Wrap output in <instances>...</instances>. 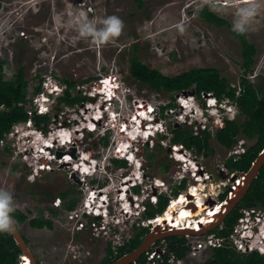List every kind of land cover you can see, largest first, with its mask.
Segmentation results:
<instances>
[{
	"label": "rangeland",
	"instance_id": "374dc122",
	"mask_svg": "<svg viewBox=\"0 0 264 264\" xmlns=\"http://www.w3.org/2000/svg\"><path fill=\"white\" fill-rule=\"evenodd\" d=\"M4 1L5 4L11 3ZM18 1L24 3L26 0ZM87 1L94 7L96 20L91 23L96 28L104 27L103 20L109 16H116L123 22L120 35L111 42L101 44L90 36L80 35L81 24L72 22L73 6L70 0H35L32 4L18 5V9H23L20 19L0 39L3 74L9 79L19 67L23 68L29 82V107L39 113L36 104L41 103V99L33 95V88L39 82L46 93L50 91L48 81L52 87L57 85L56 95L45 103L47 112L53 118L47 131L40 130L41 134L32 125L17 124L0 144V189L12 194L16 212L24 213L28 219L39 217L52 222L51 228L42 229L30 228L28 219L17 224L37 264H99L109 243L114 250L136 234L138 229L135 227H146L148 232L152 230L136 217L134 204H138L139 200L152 203V196L159 194L153 195V181L165 183L162 188L167 184L171 190L183 176L186 177V188L189 184L198 186L201 183H195L196 179L191 180L189 171L183 173L182 165L175 159L176 153L187 154L191 158L195 153L198 167H202L211 179V183L202 184L201 194L209 192L211 188L215 191L220 189L221 193L227 192V186L230 188L223 174L226 173L224 164L227 156L233 148L229 151L219 145L215 141V131L216 124L222 121L220 116L236 118L234 108L229 113L225 111L219 115L205 107L207 95L196 98L190 93L185 96L178 94L172 100L165 91H153L130 76L129 58L135 55L142 63L166 76L178 75L192 68H215L231 85H237L242 72L240 42L232 37L226 27L204 22L199 13L209 3V11L232 26L238 10L248 1L143 0L144 9H138L134 0ZM255 2L257 12L246 31L248 41L257 49L252 75L249 76L252 82L264 77V0ZM2 15L3 11H0ZM21 31L25 36H20ZM134 43L137 45L136 51L131 49ZM68 77L76 83L88 81L78 91L80 98H86L85 102L74 107L60 105L57 108L55 97L60 95L63 86L60 80ZM104 78L113 84L111 92L117 89L115 97L109 94L112 97L110 102H105V96L100 94L103 91L101 79ZM179 102L187 107L182 108ZM162 107L164 112L161 114ZM137 113L161 124L168 131L166 138L160 142L157 135L148 142L145 138H137L138 142L130 141L128 136L139 137L152 126L142 120L140 123L145 122L147 128L144 129L142 125L136 129L137 125L131 124L130 119ZM239 121L242 122V117H239ZM181 125L190 126L200 134L210 132L209 151L197 154L180 145L174 146L170 142L173 136L171 130ZM93 127L95 131H90ZM253 142L240 139L234 146V154L242 153V143L250 146ZM127 145L130 148L136 145L137 164L141 166L137 171L142 182L137 194L138 202L132 203L129 214L121 213L119 205H112L110 218H105H108V223L112 221L113 226L108 228L105 225L103 228L90 217L82 215L88 210L83 205L90 202L91 198L87 196L92 195L91 187L104 191L111 201V196L117 200L118 188L126 187L122 181L128 178L135 181L132 173L136 171L132 167L121 168L113 163V160H124ZM174 148L179 150L175 152ZM58 154L61 156L58 157ZM84 155L90 159L87 173L81 171L83 167L80 166V156ZM64 160L73 164L67 166ZM164 164L169 165L166 172L162 167ZM237 175L234 173V183ZM220 182L222 185L227 183L226 187L221 185L216 189ZM65 191H70L69 198L75 200V206L70 211L59 197ZM100 194L104 197L103 193ZM130 194L136 193L131 191ZM118 195L123 193L120 191ZM57 199H60V204L55 207ZM128 200L130 204L132 199L128 197ZM98 208L102 210L105 204L101 203ZM255 210L257 213L264 212ZM244 211L243 215H246ZM81 222L83 228L80 231L78 225ZM196 236L202 235H188L186 240H198ZM204 255L207 259L210 251ZM200 260L188 263L202 264Z\"/></svg>",
	"mask_w": 264,
	"mask_h": 264
},
{
	"label": "trees",
	"instance_id": "16d2710c",
	"mask_svg": "<svg viewBox=\"0 0 264 264\" xmlns=\"http://www.w3.org/2000/svg\"><path fill=\"white\" fill-rule=\"evenodd\" d=\"M134 2L138 9L145 8L143 0H134ZM209 7L210 4L208 3L200 9L199 16L201 19L217 27H226L232 37L240 42L242 72L237 85H231L215 68H192L178 75L166 76L157 69L150 68L147 64L142 63L135 55L129 58V74L134 80L146 85L153 91L169 93L172 100H175V95L183 92H193L196 98L209 95L218 101L227 100L234 104L237 108L236 118H223L219 124H216L215 141L224 149L230 150L240 139L253 140L254 142L250 146L243 144L244 152L241 157H230L225 162L230 170H234V173L246 172L264 148V77L257 82H252L249 79V76L252 75V66L257 53L255 45L248 41L246 33L243 35L235 33L230 23L210 12ZM131 49L136 51L137 45L134 43ZM3 66L4 61H0V144L17 124L30 122L37 130L46 132L53 118L50 112L38 113L28 106L31 103V100L28 101L27 99L29 82L25 78L23 68L19 67L12 77L7 79L3 74ZM60 82L63 89L61 95L56 97L57 108L60 105L62 107H74L85 102L86 98H80L78 91L88 81L76 83L68 77L60 80ZM42 91L41 82H39L33 88V95L35 96ZM163 112L162 107L161 114ZM239 117H242V122L239 121ZM171 132L173 136L170 142L173 145H180L188 150L195 151L197 154H201L205 150L209 151L210 132L204 131L203 134H200L186 125L174 128ZM159 137L160 142L166 138L162 135H159ZM103 144L106 145V142L104 141ZM157 145L159 146V144ZM113 163L121 168L127 167L124 160H113ZM162 167L166 172L169 165L164 164ZM185 188L186 181L182 180L175 186L173 194L176 195ZM134 191L138 193V188H135ZM70 193V191H65L59 195L68 211L75 206V200L69 198ZM220 198L222 199L223 195ZM167 204L168 198L164 195L157 197L156 205L147 202L141 219L149 220L162 214ZM255 208L264 211V166L242 201L224 219L221 226L216 227L209 234L226 239L231 234L237 220L242 216V211ZM53 212L55 213V211ZM12 216L16 225L28 219L24 213L16 211L12 213ZM28 225L34 229L51 228L52 222L45 218L35 217L28 219ZM135 228L138 229L136 234L116 246L114 250L109 243L106 246L105 256L99 264H112L119 257L136 249L140 245L143 236L148 233V228L139 226ZM25 241L28 243L26 239ZM164 244L167 253L175 255L178 259L185 258L189 250L186 238L181 236L168 237L164 239ZM21 257L22 252L16 246L12 236L6 231L0 232V264H20ZM144 257L145 255L138 259L136 263H143ZM203 264H264V255L258 252L242 254L224 241L223 245L212 249V254Z\"/></svg>",
	"mask_w": 264,
	"mask_h": 264
},
{
	"label": "clouds",
	"instance_id": "9594fccd",
	"mask_svg": "<svg viewBox=\"0 0 264 264\" xmlns=\"http://www.w3.org/2000/svg\"><path fill=\"white\" fill-rule=\"evenodd\" d=\"M256 12H257V4H256L255 0H248L247 5L244 7H241L237 12L236 18L233 19L232 30L235 33H237L238 35L245 34L246 31L248 30V27H249L252 19L255 17ZM103 25H104V27L98 29V28H96L95 25H93L90 22L82 23L80 28H79L80 35L82 37L90 36L95 42L101 43V44L105 43V42H111L115 37L120 35L121 29L123 26V22L116 16H109L103 20ZM101 83L102 84L100 86L102 87L103 91L100 94H103L105 96V102H110L112 97L109 94H112L113 97H115L117 89L115 88V91L111 92V90L114 89V86H113V84H109L107 78L101 79ZM48 86L49 87H47V88H50L49 93L42 91L41 93L36 94V96L41 99V103L36 104L38 106L37 110L39 111V113H42V114L48 113L45 103L49 102V100L53 98L52 95H54V94L56 95V92H57V89H56L57 85H54V87H52L51 83H49ZM62 89H63V87H61V89L59 91L60 95L62 93ZM188 93H190V92H188ZM60 95H58V96H60ZM182 95H183V93H182ZM58 96H56V97H58ZM56 97H55V99H56ZM206 97H208L205 100V107L206 108H209L210 110H215L216 112L219 113V115L225 113V111L227 113H229L232 111L231 109L234 108V111H236V115H237V108L231 102H229L227 100L218 101L216 98H213L212 96H209V95H207ZM184 98H186V97H184ZM188 98H191V97H188ZM179 104L181 105L182 108L187 107V106H184L183 104H181L180 102H179ZM143 115H146V114H143ZM220 117H221V119L224 118L222 116H220ZM142 120L146 121V123L149 122V124L152 126L150 127V129L146 133L142 134L139 137L132 138V137L128 136L127 138L130 141L135 142L137 138H139V140L140 139L142 140L143 138H145V140L148 142V141H152L153 138H156L157 135H162V136L166 137V133L168 131L165 128H163L161 126V124L156 122V120H153L148 116L142 117L139 115V113L133 115L130 119V121H132L134 124H136L138 126V128H140L143 125V127L145 126L144 129H146L147 128L146 123L145 122H143L142 124L140 123V121H142ZM25 124L26 125H32L30 122H25ZM90 131H95V128L93 127V129ZM142 131H144V130H142ZM40 133H41V131H40ZM130 141H128V142L130 143ZM136 142H138V141H136ZM243 143H244V141H243ZM243 143H242V145H243ZM174 146H176V145H174ZM45 147L48 148L49 146L45 145ZM125 148L129 149L130 147H129V145H127V146H125ZM174 149H175L174 150L175 152H177L179 150V148H177V149L174 148ZM135 154H136V145L131 146V148L129 150L124 152V161H126L127 166L133 167L134 170L137 172V171H140L141 166L139 164H137L138 159H137V156ZM241 154H243V153H241ZM181 156H183V157L179 158V159H178V157L175 158L176 161L182 165L183 169H181V170L183 171V173H186V174L189 171L191 179H193V180L196 179V181H197L200 178V176H197V174H196L198 171V164L196 162L195 153H193L192 158L190 156H188L187 154L185 156L182 154ZM83 160H88V163L85 164L86 166L90 164V159L87 156H85V155L82 156L80 161L83 163ZM82 163L80 165L81 167H82ZM185 178L186 177L183 176L181 178V181L184 180ZM174 180L175 179L173 178V181ZM138 183L142 184V182L140 180L138 181ZM152 184H153V189H156L155 187H157V186L155 185V181H153ZM162 184H165V183H162ZM162 184L160 186H162ZM165 186L167 188H169V186L167 184ZM157 188H158V191L159 190H165L164 189L165 187H163V188L157 187ZM174 188H173V190H174ZM173 190H172V193H174ZM183 191L184 190L180 191L176 195L173 194L172 195V201L174 199H177L179 194H181ZM161 195H164L168 198V204H169V201L171 198L167 195V193L165 191H162L160 194L156 195L155 197L152 196V199H154V200L150 199L153 205H156L157 197L161 196ZM175 196H176V198H175ZM87 197L91 198L90 202L84 204L83 206H86V208L89 211L85 210L82 213V215L85 218L90 217L91 220L93 219V222L100 224V226L103 228H105V225L108 228L112 227L113 226L112 221L108 223L107 222L108 218H105L106 216H108V217L110 216L109 210H107V206L105 205V208H103L102 210L98 208V206L101 203L105 204L104 203L105 198L100 196L101 197V199H100V197H98L96 193H92V195H88ZM131 199L132 200H131V203L129 204L128 210H125L126 213L128 212V214L130 213V211H129L130 208H132V206H133L132 203L134 201L138 202V195L137 194L132 195ZM57 200H58V202H55V203H57V205L54 203L55 207H58L60 204V199H57ZM96 201H98V202L96 203ZM147 202L148 201L144 202L143 200H139L138 204H134V208H135V212H136L135 215L137 218L141 219V215L144 211V207H145V204ZM125 203H126V201L123 204H125ZM168 204H167V206H168ZM176 204L178 207L182 206V205H179L178 202ZM175 207H174V212L176 213ZM122 208H123V206H122ZM190 210H192V209H190ZM251 210L253 212L252 211L250 212V210L246 209V211H248V213L245 216L243 215V212H242V216L237 220L236 224L233 226L231 234L226 239L225 238L222 239V245H223V242L225 241L231 248L235 249L237 252H240L242 254H249L252 252H258L259 254L264 255V217L261 220L256 221L255 212H257V211L255 209H251ZM14 211H15V206L13 203L12 194L7 190L0 189V232L11 230V227L14 223V217L12 216V213ZM164 211L162 212V214L159 215L160 217L164 216L163 215ZM261 214L264 216V212ZM199 217L200 216L197 217V220L199 219ZM149 220H151V219H149ZM142 221H143L142 223H145L147 220H142ZM114 224L116 225L117 221H115ZM182 226L183 227L176 228V229H185L186 226L185 225H182ZM194 226L195 225L191 224V228ZM80 231H81V229H80ZM208 233H210V232H208ZM210 235H213L214 237H216L214 234H202V236H210ZM181 237H185L186 239L188 238V236H181ZM216 238L221 239L218 237H216ZM237 241L242 242L246 251H243V252L239 251V249L237 248V243H236ZM161 242H164V241H161ZM156 243H160V241H157ZM168 254L169 253H167L166 255H168ZM211 254H212V250L210 251V255ZM22 256H23V254H22Z\"/></svg>",
	"mask_w": 264,
	"mask_h": 264
},
{
	"label": "built area",
	"instance_id": "2783aa9c",
	"mask_svg": "<svg viewBox=\"0 0 264 264\" xmlns=\"http://www.w3.org/2000/svg\"><path fill=\"white\" fill-rule=\"evenodd\" d=\"M9 1H11V3L5 4L6 1L0 0V6H1L0 11H3V15L0 16V39L2 38V36L6 32V30H8L18 19H20L19 17H21V15L23 13V9H18L17 6L18 5L32 4V3H34L35 0H30V1L26 0L24 3L20 2L18 0H9ZM70 1L72 3V6H73V11H72L73 20H72V22L74 24H82L85 22L91 23L94 19L96 20V14H94V7L92 4L88 3L87 0H70ZM20 36L21 37L25 36L23 31L20 32ZM44 37L46 38L47 36H44ZM44 39L43 40L41 39L42 42L45 41ZM49 83L50 82L48 81V84ZM48 84H47V86H48ZM243 151H242V153H243ZM231 153L233 154V156H232L233 158L238 157L241 154V153L234 154V148L232 149ZM155 185L157 187H162V186H160L161 183H159V182H155ZM164 187H165L164 188L165 190H159L158 193L160 194L162 191H165L171 199H170L169 204L166 207L163 215H166V214L169 215V220H167L166 222L168 223V225H173V228H174V226H176V221H175V219H170V218L172 217V213L174 212V205L178 201H172V195H173L172 190L167 188L166 186H164ZM230 187H233V182L231 183ZM227 194H229V191ZM180 196L181 195H179L178 197H180ZM210 197L214 199V205H212V206H210L209 204L204 205L206 207L207 213H210V211H212L213 209H215L217 206H219L221 204V201H218L215 198V196L211 195L210 193H206L205 197L202 198V200L206 201ZM55 204L57 205V203H55ZM184 204H186V200L184 201ZM179 205H183V203H179ZM176 207H178V206H176ZM251 211L252 210H250V212ZM244 212H246V214L248 213V211H244ZM257 212H255V214H256L255 219H256V221H259L264 216L261 213H257ZM161 219H162V217H160L159 215H156L153 219L147 220L145 222V225H147L148 227H151L150 229H152L158 223H160ZM78 226H80V227H78L79 229H82L83 228L82 222L79 223ZM185 226H188V224H185ZM180 227H183V226L179 225V226H176L175 228H180ZM79 229H77V230H79ZM196 237L198 240L189 241V239H188L186 241L187 244L189 245V250H188L185 258H183V259H178L175 257V255H173L171 253L166 255L167 254V248H166L165 244H163V242H160V243L153 244L143 254V255H145V257H144V262L141 264H189L188 263L189 261L197 260L200 258H201V260L199 263L202 262V264H203V262L205 260L204 259L205 258L204 253L206 251H211L212 248H214V247L221 246L222 245V239H217L213 235L196 236ZM236 243H237V248L239 249V251H241V252L246 251L242 242L237 241ZM22 258H23V256L21 257L20 264H25L26 262ZM132 264H137V263L134 262Z\"/></svg>",
	"mask_w": 264,
	"mask_h": 264
},
{
	"label": "water",
	"instance_id": "95a60500",
	"mask_svg": "<svg viewBox=\"0 0 264 264\" xmlns=\"http://www.w3.org/2000/svg\"><path fill=\"white\" fill-rule=\"evenodd\" d=\"M188 92H183V95H186ZM193 95V92H190ZM61 155L58 154V157ZM242 154L239 155L241 157ZM264 166V148L258 154L257 158L253 161L250 168L246 172L237 173V178L234 183V176L232 177L233 187L229 188V194L221 201L219 207L221 208L219 213L216 216V219L213 220L212 212L207 213L206 210H203L199 218H204V223L199 224V228L196 230L192 229H176L168 226V223L162 221L158 223L155 227L152 228L147 234H145L141 240L140 245L133 251L124 254L115 260L112 264H132L136 262L157 240L166 239L171 236H190V235H202L208 232L213 231L214 227L221 225L224 219L232 212V210L242 201L249 188L251 187L253 181L257 178L260 173V170ZM238 180V181H237ZM187 197V194H186ZM189 197V196H188ZM210 206L214 205V202L207 203ZM195 210V207L192 206V211ZM176 216V213H172V217ZM199 220V219H198ZM210 221V222H209ZM9 233L15 241L16 246L23 254V260L26 257L29 261V264H37V260L33 252L29 249L28 244L18 230L16 223L14 222L11 230L6 231ZM26 262V260H24Z\"/></svg>",
	"mask_w": 264,
	"mask_h": 264
},
{
	"label": "bare ground",
	"instance_id": "6f19581e",
	"mask_svg": "<svg viewBox=\"0 0 264 264\" xmlns=\"http://www.w3.org/2000/svg\"><path fill=\"white\" fill-rule=\"evenodd\" d=\"M246 1V0H245ZM248 1V0H247ZM91 109V107L89 108V109H87V110H90ZM74 122L75 123H77L78 121L77 120H74ZM115 122V121H114ZM117 122V121H116ZM131 122V124H133V122L132 121H130ZM112 123V122H111ZM126 124V123H125ZM138 128V126H136V129ZM112 129V128H111ZM69 134V133H68ZM134 135V134H133ZM29 137V136H28ZM70 137V136H69ZM121 137V136H120ZM65 138V137H64ZM61 140H63V139H61ZM67 140V139H66ZM40 141V140H39ZM121 141V140H120ZM36 143V142H35ZM37 144V143H36ZM65 144V143H64ZM130 146V145H129ZM125 151H126V149H125ZM176 156L178 157V159L179 158H181L182 156L180 155V154H178V153H176ZM68 160H70V159H68ZM77 160V159H76ZM65 161V160H64ZM64 163V162H63ZM70 163V162H69ZM69 163L67 162V161H65V163L64 164H66L67 166L69 165ZM62 164V163H61ZM73 164V163H72ZM85 164H87V162L86 161H83V163H82V167H83V170H81V171H83V172H85V173H87V172H89L88 170H89V166L87 167ZM79 166V165H78ZM77 167V166H76ZM75 168V167H74ZM76 172V171H75ZM80 173V172H79ZM91 174V173H90ZM133 174V173H132ZM134 176L135 175H133L132 177L134 178ZM128 178V177H127ZM79 181H81V180H79ZM82 182V181H81ZM136 182V181H135ZM127 183V182H126ZM125 183V184H126ZM202 184H204L203 183V181L197 186V187H195V188H192V189H190L189 191H187V198H186V195L184 196V195H181V197H180V199H179V201H178V203H183L184 204V201L186 200L187 201V204H186V206L185 207H183V205L182 206H179V207H175V206H177V205H174V207L176 208V216L175 217H173V219H175V221H176V226H179V225H185V224H188V226H186L185 227V229H192V230H196L198 227H199V224H202V223H204V218H199V220H197V217L198 216H204V215H201L203 212V210H206V207L204 206L205 204L202 202V200H201V198H202V195H201V191H202V188H203V185ZM123 184H121V186H122ZM209 185V184H208ZM193 187V186H192ZM120 191H121V189L120 188H118V190H117V192H119L120 193ZM210 191V190H209ZM122 192V191H121ZM127 194V192H125V194L123 193V195L122 196H124V195H126ZM189 196V197H188ZM128 197V196H127ZM127 197H125V200L124 201H126V203L125 204H123L122 206H123V208H121L122 210H121V213L122 212H125V210H128V208H129V201H128V199H127ZM192 198H195V199H193L192 200ZM191 199V200H190ZM210 200H211V198H210ZM175 204V203H174ZM192 206L193 207H195V210L194 211H192V210H190V209H192ZM222 208V207H221ZM219 206H217L216 208H215V210L211 213L212 214V220H213V222H214V220L216 219V216H217V214L219 213V211H220V209H221ZM130 210H131V208H130ZM129 210V211H130ZM166 220H169V215H164V216H162V219H161V221H166ZM160 221V222H161ZM210 222V221H209ZM197 223V224H196ZM191 224H193V225H195L194 227H192L191 228ZM168 226H170V227H173V225H168ZM176 226H174V228L176 227ZM24 260H26V263L25 264H29V261H28V259L25 257L24 258Z\"/></svg>",
	"mask_w": 264,
	"mask_h": 264
},
{
	"label": "flooded vegetation",
	"instance_id": "af4514ba",
	"mask_svg": "<svg viewBox=\"0 0 264 264\" xmlns=\"http://www.w3.org/2000/svg\"><path fill=\"white\" fill-rule=\"evenodd\" d=\"M232 152V150L230 151V153H229V155L227 156L228 157V159L230 158V157H232L233 156V154L231 153ZM137 153V152H136ZM136 156H137V154H135ZM89 157V156H88ZM81 158H82V156H80V160H81ZM83 161H86L87 163H88V160H83ZM81 162V161H80ZM69 163V162H68ZM70 163H72V162H70ZM69 163V164H70ZM77 164V163H76ZM198 164V163H197ZM79 165H80V163H79ZM78 166V165H77ZM129 167H131V166H129ZM224 167L226 168V173L225 174H223V175H225V177H226V179L228 180V183H229V185H231V183H232V177L234 176V170H230L229 168H228V166H227V164L225 163L224 164ZM133 168V167H132ZM134 169V168H133ZM76 171H78V170H76ZM201 171H203V172H201ZM197 176H200V178H199V180H197V181H194L193 179H191V180H193L195 183H198V182H202L203 181V183L204 184H207V183H211V179L209 178V177H207V173H205L204 172V170H203V168L202 167H198V171H197ZM133 175H135L134 176V178H135V181L133 180V179H131V178H128V179H126V181L124 180V181H122V183H126V184H124V186H126L124 189H121V191H122V193H124L125 194V192H127V194L126 195H124V196H122V195H118L117 194V200H115V198H113L112 196H111V201H110V199H108V196H107V194L104 192V191H102L101 189H95V188H93V187H91V191H92V193H96L97 194V196L98 197H100L102 194H100V193H103V195H104V198H105V205L107 206V210H110V207L112 206V205H115V204H117V205H119V208H120V210H122L121 208H122V204L125 202L124 200H125V197H130V198H132V195L130 194V192L132 191H134L135 190V188H138V191H139V187L142 185V184H139L138 183V181H139V176L137 175V172L136 173H133ZM220 175L222 176V174L220 173ZM232 175V176H231ZM175 181V180H174ZM179 181V180H178ZM181 181V180H180ZM221 183V182H220ZM221 185H222V183L220 184V185H217L218 187L216 188V189H218V188H220L221 187ZM226 185H227V183H225L224 185H222L223 187H226ZM211 186L213 187V184H211ZM195 187H197V186H193L192 187V184H189L188 186H187V188H185L184 189V191L181 193V194H179V195H186L187 194V191H189L190 189H192V188H195ZM228 188H229V186H227ZM156 189H153L154 190V193H153V195H156V193H158V188L157 187H155ZM228 188H227V192H220V189L218 190V191H215L214 190V188H211V190L209 191V192H203L201 195H202V198H204L205 197V194L206 193H210L211 195H214L215 196V198L218 200V201H222L225 197H226V195H227V193H228ZM114 192L116 193V191L114 190ZM128 192H129V195H128ZM135 192V191H134ZM136 194H138V193H136ZM89 195H91V194H89ZM223 195V198L221 199L220 197ZM208 196V195H207ZM128 197H127V199H128ZM181 197V196H180ZM180 197H178L177 199H174L173 201H179V199H180ZM176 198V197H175ZM187 198V197H186ZM202 198H201V200H202ZM211 198V197H210ZM210 198H208L206 201L205 200H202L203 201V203L204 204H207V203H209V202H214V199L213 198H211V200H210ZM187 200V199H186ZM186 204H187V201H186ZM186 204H183V207H185L186 206ZM125 213H126V211H125ZM162 241H164V240H162ZM161 242V241H160Z\"/></svg>",
	"mask_w": 264,
	"mask_h": 264
}]
</instances>
